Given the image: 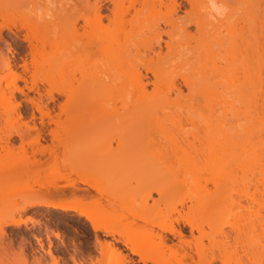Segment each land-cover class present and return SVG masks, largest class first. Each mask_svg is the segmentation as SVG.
<instances>
[{
	"label": "rangeland",
	"instance_id": "rangeland-1",
	"mask_svg": "<svg viewBox=\"0 0 264 264\" xmlns=\"http://www.w3.org/2000/svg\"><path fill=\"white\" fill-rule=\"evenodd\" d=\"M0 1L5 4V7L0 4L2 10L9 9L11 14L14 11L12 17L4 12V17L11 18V22L27 18L33 26L39 25V31L44 35L51 34L52 25H63L67 20L64 13L63 20L57 21L58 18L52 17V10L60 9V14L54 12L60 17L64 11L70 13L72 9L69 8L80 9L87 5L86 0ZM96 1L104 15L111 14L113 3L110 0H89V5ZM141 1L138 0L135 7H141ZM177 1L181 7L173 17L178 27L166 23L171 18L169 9L159 6L145 11L147 15L143 13V18L134 22L138 24L134 28L127 22L126 31L118 36L101 37L100 33V36L95 33L79 42L63 34L57 37V42L53 37L57 34H52L51 38L57 44L51 52L45 50L42 60L39 59L42 63L36 73L38 79L32 71L29 43L24 39L28 29H14L17 34L3 30V39H0L3 59L11 57L12 69L25 78L7 88L10 77H3L7 70L3 68L4 60L0 62V77H3L0 87L15 96L11 97L7 92V97L12 100L7 106L3 105L5 99H0V138L9 137V143L0 141V231L5 221L12 217L25 219L27 223L6 226L4 232H0V264H144L130 247L144 246L148 231L166 235L168 243L176 247L184 246L177 233L164 231L161 226L182 228L183 238L189 240L190 228L182 225V220L180 224L176 222L179 213L174 208L181 213L187 212L196 195H202L206 187L214 188L212 181L217 176L222 179L226 201L235 204L223 210L217 226L229 231L230 223H241L243 217L247 218L245 222L253 220L259 234L258 243L254 258L244 257V263L264 264V207L254 203L264 200V0H200L199 10H193L187 0ZM124 3L129 4L127 0ZM134 10L130 8L126 19L132 17ZM74 12L72 10L70 14ZM2 17L0 22L6 20ZM105 18L104 22L108 23ZM196 23L203 24L205 29L199 32ZM82 24L81 19L78 27L82 28ZM81 28L80 32H83ZM56 32H66V28L60 26ZM229 38L236 43L230 41L223 47L212 41ZM247 40H252V47H247ZM149 42L155 46L153 52L147 50L146 43ZM168 44L174 46V52ZM159 50L164 57L157 61L154 52ZM121 56L134 61L130 65L138 63L137 60L154 58V67L163 71L162 81H157L158 84L153 81L152 72L146 71L141 64H136L133 69L127 66L130 72L122 69L124 63L118 61L120 67L117 60L116 66H109L115 58L121 60ZM126 60L123 61L126 63ZM52 63L55 64L53 70L57 71L55 74L50 68ZM134 68L145 74V90L131 82ZM76 69L83 72L77 73ZM74 70L79 79L81 73L91 78L83 91L67 102L71 112L78 108L85 110L79 122H75V116L71 117L72 121H67L66 114L61 111L66 95L54 90L56 84L63 88L72 87L71 83L78 85L75 82L78 79L72 82L67 78L68 72ZM49 71L51 76L54 75V81L48 77ZM62 72L67 73L69 83L62 80ZM202 76L206 82L204 90ZM70 77L71 80L73 77ZM192 78L195 84L190 86L187 81ZM32 83L37 88H30ZM139 88L143 94L147 91L148 96L141 95ZM51 92L54 99L50 97ZM31 98L36 100L35 103L42 99L43 106L49 107L51 115L54 114L60 124L50 121L53 116H42ZM6 102L9 101L6 99ZM10 105L15 108H9ZM33 124L37 130L31 128ZM62 126L68 128L62 129ZM34 130L40 131L41 136ZM52 130L58 132V137L52 135ZM17 131L25 133L19 135ZM22 135L27 144L24 142L21 146L19 137ZM206 137H214V148L219 142L223 144L210 150ZM2 144L14 147L11 154L7 146L6 150L2 148ZM43 148L46 150L42 153ZM212 151L221 155L215 156L219 160L222 158V161L218 160L222 162L221 169L214 163L212 154L215 152ZM102 160L106 161L105 165ZM112 173L115 179L111 178ZM93 174L107 187L101 190L99 184V188L88 184ZM147 176L148 182L143 180ZM164 178L178 182V186L156 191ZM102 180L105 182L101 183ZM70 183L78 186L75 189L62 187ZM60 186L65 189L64 193L58 188ZM33 200L71 201L86 208L99 207L94 214L105 219L101 225L120 229L122 234L94 230L85 215L73 210L43 205L22 210ZM182 200H185V206H181ZM125 234L138 239L125 242ZM195 234L198 235L197 231ZM154 241L157 243L159 238L155 236ZM104 242L110 243L109 248L118 249L119 253L104 249ZM156 248L155 245L151 250L153 254ZM238 248L241 252L242 247L239 245ZM232 258L235 263L237 258ZM147 264L154 262L147 261Z\"/></svg>",
	"mask_w": 264,
	"mask_h": 264
},
{
	"label": "bare ground",
	"instance_id": "bare-ground-1",
	"mask_svg": "<svg viewBox=\"0 0 264 264\" xmlns=\"http://www.w3.org/2000/svg\"><path fill=\"white\" fill-rule=\"evenodd\" d=\"M110 1L113 3V8H111V14L107 15V16L102 13V10H101L102 7H101V5L98 4L99 1L98 2L96 1L97 2L96 4L93 3L94 5L93 4L89 5V0H86L87 5L84 6V8L83 7L80 8V9L79 8H75L76 10L74 8H69L70 10L72 9L75 12L70 14L72 10L70 11V13H68V12L66 13V11H64L60 15V17H56L57 15H55L56 13H54L56 11L57 14L58 13L60 14L62 12V11L61 12L59 11L60 9L59 10H52L51 13L54 11L52 17H55V19L58 18L57 21L59 20V18H60V20H63V19H61V17L63 18V14L64 13L67 14L66 15V19L67 20H65L63 25H59L58 23H57V25L56 24L52 25L53 30H55V33H54L53 30H51V34L50 35L49 34H45L44 35L42 32L39 31L40 30L39 25H38V27H39V29H38V27L33 26L32 22H30V23L27 22L28 21L27 18L24 19V20L20 19L21 21H17L19 23L15 22V21L11 22L12 21L11 18L8 19V18L4 17L5 16L4 12L7 13L6 16L12 17L14 11L12 10V14H11V11L9 9L6 10L4 8L3 9L4 11H3L1 9V7H0V17L3 16L4 17V18L2 17L3 20L6 18V20L0 22V39L2 38V33H3L4 29H6V30L8 29L10 31V33L13 32V33L17 34L16 33L17 31H14V29L19 30L20 28L21 29L22 28H27L29 32H28V34L25 35L24 39H26L28 41V43H29V47H30L29 48L30 49L29 53L31 54V57H32L31 58V60H32L31 63L34 65L33 66L34 69L32 71L36 74V73H38L40 71L39 67H40L42 61H40L39 59L41 58V60H42L43 53L44 52L46 53V51L51 52V50L54 49L53 47L57 44L56 41L58 42L57 37L59 38L63 34H64L63 36L68 37V35H69V37H72L76 41H79V42L82 41V38H85L87 36L88 37H90V36L92 37V35H94L95 33H96L95 35H98L100 33L101 37L103 35L107 36V34H108V36H109V34L114 35V36H118V35H120L121 32H125L126 31V28H124V26H125V24L127 22L130 23V25H131L130 27L131 28H134L133 27L134 25H138V24H135V23L140 18L141 19L143 18V17H141V16H143V13H144V16L147 15V13L145 14V11L154 10V9H156V7H159V6H165V7H167L169 9V15L171 16V18L167 19L166 23L170 27H173V28L179 26L178 23L175 22L174 17H173L174 14H176L178 9L181 7L180 3H178L177 0H142L141 1L142 4H140L141 7H138V8L135 7L136 6L135 4L138 2V0H127L129 2V4L127 6L125 5L124 0H110ZM187 1L190 4V6H191V8L193 10H199L200 9V6H201L200 0H187ZM139 3H140V1H139ZM0 4L3 5V2L0 1ZM130 8H133V9L135 8V10H134L135 12H134V14H132V17L130 19H126V15L128 13H130ZM69 9L66 8L65 10L68 11ZM8 13H10L11 15L10 14L8 15ZM64 17H65V15H64ZM105 17H107L108 23L104 22V20L106 19ZM251 18H252V16H251ZM253 18H254V16H253ZM81 19L83 20V24H82L83 25L82 26L83 32H80V28L81 27L80 28L78 27L79 20H81ZM8 20H10V21H8ZM157 20H159V19H157ZM65 23H66V25H65ZM60 26L61 27L63 26L64 28H66V32H63V33L62 32H56L59 29ZM196 27H197V30L199 32H202L205 29V26L203 24H201V23H196ZM131 28H130V30H131ZM183 30L186 32V27H183ZM127 32H128V30H127ZM166 33L169 34V32H166ZM52 34H57L56 36L55 35L53 36L54 39H56V41L54 40L55 42L53 41V38H51ZM100 34H99V36H100ZM190 37H194V36L190 35ZM254 38H255V36H254ZM214 40H215V42L218 43V46H223V47H226L227 44L230 43V41H231L230 38L229 39H225V40H223V39H218V40L217 39H213L212 41H214ZM212 41H209V45L210 46H212ZM247 41H248L247 47L248 48L252 47V45H253L252 40L251 41L247 40ZM257 41L258 40H256L255 42H257ZM231 42L233 44L236 43L235 40L231 41ZM151 43L149 42V44H151ZM149 44L146 43V46L148 45L147 48L149 47V49H147V50L148 51L151 50L153 52L155 50V46L153 45V43L151 45H149ZM157 44L160 45V42L157 41ZM47 46L49 47L48 49L46 48ZM159 47H161V46H159ZM168 48H170V50L172 52L175 51V48H174V46L172 44H168ZM234 48L235 47H233V49ZM199 49H200V47H199ZM160 50H159V52L157 51L158 53L156 51L154 52V53H156V57L155 58H156L157 61H159L160 58L164 57V55L162 54V52H160ZM2 56H3V53L1 54V52H0V62L2 60H4L3 59L4 56L3 57ZM150 57H149L150 59L153 58V56H150ZM121 58H122V56H121ZM122 59L119 60V58H117V59L115 58V61L113 60V62H111L112 64L109 63V66L112 67V65H114V64H115L114 66H116V60H117L118 64H119V62L120 63L122 62L121 64L124 63V65H122L123 67L120 66L121 64H119V66L122 67V69L123 68L124 69H129L127 66H130V67H132L130 69H133V67H135L136 64H139V65L141 64L142 67L145 66L144 68H146V71L152 72V75L154 76V79H155L153 81H155L156 83L158 81V83H159V81L162 79L161 76H162L163 71L160 68L154 67L156 65V61L153 60L154 58L152 60L147 59L148 63H147V60H145V59L143 60V59L140 58L141 59L140 61L142 63H140V61L137 60L136 62H138V63H134V65H132L133 63L131 65L129 64V63L134 62V61H131V60L129 61V60L123 59V60H126V63L128 62L127 65H126L125 61H123ZM2 62H3L4 70H7V72L3 75V77H10V79L8 80V84H7V88H10L9 85H11V84L15 85L17 83V81L19 79H22L23 77L19 73H17V71L12 69V58L11 57H7ZM152 62H153V64H152ZM151 64L153 66H151ZM0 65H2V64H0ZM139 65H137L136 67L138 68ZM24 66H25L26 69H28L27 68L28 67V63H27L26 60H24ZM125 67H127V68H125ZM50 68H51V70L55 69V64L52 63ZM137 68H134V70L132 71L133 76L131 75V77H130L131 79L130 78L129 79L131 80V82L135 83V85H138V86H136L137 88L140 87L141 89L145 90L146 83L143 80L144 79L143 76L145 74L142 75V72L139 70L140 67H139V69H137ZM130 69L128 70V72H130ZM76 70L78 71L77 73L83 72V71H80L81 69H79V70L76 69ZM76 70H74L73 72L71 71L72 73L68 72L67 78H69V81H72V80L75 81V80L78 79L77 81H75V82H78V85H76V83L74 84V83L70 82L73 85L72 86L73 88L68 85V87H66L67 88L66 89L65 87L63 88V86L61 87V86H58L56 84L55 87H54V90L59 92V93H63V94L66 95V98H67L66 102L61 104V107L63 105L65 107L63 106L61 111L64 113V115L66 114L65 116H67V119H68L67 121H69V119H70V121H72V118L75 116V117H77L75 119V122H77V121L79 122L84 117L85 110L83 108H78V109L74 110L73 112H71V110L69 109V106L67 105L68 104L67 102H68V100L72 101L73 98H75L80 92H82L83 88H84L83 86L85 84L90 83L91 82V78H90L89 75H86L85 73H81L80 79L77 78L76 75L74 74V73H76ZM135 70L137 71L136 73L134 72ZM53 71H54V74L57 72L56 70H53ZM33 72L30 73L31 76L34 74ZM49 73H50V71H49ZM62 73H63L64 77L61 74V76H62L61 78L64 81V79L65 80L67 79L66 78L67 73L66 74L64 72H62ZM36 75H37L36 76V78H37L39 75L38 74H36ZM50 76H51V73L49 74L48 77L51 78L50 80L54 81V79H53L54 75H52L53 77L52 76L50 77ZM70 76L73 77L71 80H70V78H71ZM146 76H148V75H146ZM146 76H145V78H146ZM3 77H0V82H1ZM32 77H33L34 80L36 79L35 75H33ZM201 78L203 79L202 80V84H203L202 88L204 90V87L206 86V82H204L205 81L204 76H202ZM44 79L46 81H50L49 79L48 80L46 78H44ZM67 80L64 81V82H68L69 83V81H67ZM184 80H186V79H184ZM42 81H43V79H42ZM53 83L54 82H52V85H53ZM148 83H150V82L148 81ZM151 83L153 84V82H151ZM187 83L190 86H193V84H195V80L192 78L189 81H187ZM157 84H155V85H157ZM32 85H33V83H32ZM32 85H31L30 88H33L34 86H36V84H34L33 86ZM66 85H67V83H66ZM157 86L155 88H157ZM36 88H37V86H36ZM140 88L138 89L139 91H141ZM38 91L39 90H37V92ZM7 92L8 91L6 89H3V88L0 87V99L1 100L5 99V100H3L4 101L3 105L5 104L4 106H7V104H11L10 101H12V100L7 97L8 95H10L11 97H15V96H12L13 92H12V94H10L8 92L9 93L8 95H7ZM141 92H140V94L142 95L143 92L142 93ZM146 94L148 96L147 91L145 92V94H143V96H145ZM50 97H51V99L55 98L54 95L52 94V92H51ZM6 99H7V101H9L8 103L6 102ZM31 99H32V102L35 103L36 100L33 99V98H31ZM39 99H37V101ZM14 100H16V99H14ZM40 100L42 101V99H40ZM38 102H36L35 104L33 103V104L36 106L37 110H41L40 113H41L42 116L45 117V115H46L47 117H51V116L54 115V114L51 115L52 112H50V109H48L49 107L47 108L46 106H43L42 102L41 103L39 102V104H41V105H39ZM15 103L17 104L18 102H15ZM214 104H216V103L214 102ZM12 105H10L8 107L12 108L13 107ZM66 106H68V108ZM207 106L210 107L209 104ZM43 107L46 109V111H45V109L43 110ZM13 108H15V107H13ZM42 111H43L44 115L42 114ZM9 112L10 111H8V113ZM11 112H12V110H11ZM44 112H46V113H44ZM13 113H14V111H13ZM18 114H19V112H18ZM10 115H11V113H10ZM69 116H70V118H68ZM13 117H15V116H13ZM18 119H20V117ZM51 119H53V120H51ZM51 119H50V121H53L56 125L60 124L59 121L54 118V116L51 117ZM20 122H21V120H20ZM21 124H23V123H21ZM21 124H20V126H21ZM64 124H66V123H64ZM70 125H72V123ZM67 126L69 128L71 127L69 125H67ZM67 126H65V127L68 128ZM65 127L62 126V129H64ZM31 128L36 129L37 128L36 124L35 125L33 124V127H31ZM62 129H61V131H62ZM36 130H34V132H37ZM38 130H40V129L38 128ZM29 131L30 130H28V132ZM17 132H19V131H17ZM24 133L25 132H23V133L19 132V135L20 134H24ZM38 133H41V132L39 131V132L36 133L37 135H40ZM28 134H30V132ZM17 135H18V133H17ZM52 135L54 137H58V132L56 130H52ZM6 136H8V135H6ZM218 136L223 137V135H218ZM24 137H27V136L25 135ZM215 137H217V135ZM7 138L9 140V137H5L6 141H4L5 140L4 138H2V139L0 138V141L2 140V142L7 143L8 142ZM19 138H21V140H22L21 141V146L24 144V142L27 144L26 140L23 142V140H24L23 135L21 137H19ZM59 138H61V137H59ZM206 138H207L206 143L209 146V147L208 146L207 147L210 150H212V149L216 150L215 148H219L223 144V142H219L217 144L218 147L216 146L214 148L213 147V146H215L213 144L215 142L214 139H213L214 137H211V138L210 137H206ZM217 139H218V137H217ZM59 141L62 143L63 139H61ZM35 142L39 143V140H36ZM217 142H218V140H217ZM209 143H210V145H209ZM3 145L4 144L1 145L3 149H5V147L7 146L6 149L9 150L8 152H10L11 149H12V151L14 150V147L8 146V144L6 146L4 145V147H3ZM134 145L137 146L138 144H134ZM10 147H12V148H10ZM23 147H25V146H23ZM24 149L27 151L26 148H24ZM43 150L45 151L46 148H43L41 150V152ZM212 152H215V151H212ZM10 154H11V152H10ZM216 154H218V153L215 152V153L212 154V159L214 158L213 159L214 163L215 164L218 163L220 165V166L218 165V167L221 169L222 168V166H221L222 162L219 163V161L222 158H220V160H219V158H217V157H220L221 155L218 154L219 156L217 155V157H215ZM216 160H217V162H216ZM102 161L104 162V165H105L106 161L105 160H102ZM216 167H217V165H216ZM218 167H217V169H218ZM220 169H218V171H220ZM110 175L112 176L111 178H114V179L116 178V177H114L115 175H113V173L110 174ZM147 178H149V177L148 176L146 178L144 177L143 180H146ZM98 179H99L98 176L93 174V179L87 181V183L90 184L91 186H94V187L96 186L97 188H99V186H100L99 189H101L102 187L106 188L107 186H104V184L103 185L100 184V180H98ZM164 179L162 181V184H160L159 186L157 185L158 187H157L156 191L161 192V190L163 188L174 189V188H176L178 186V184H177L178 182L174 183L173 180L171 181V180H169L167 178H164ZM149 180L150 179L146 180V182H148ZM96 181H98V182H96ZM103 182H105V180L101 181V183H103ZM212 182H213V186H214L213 189L214 190L213 189L211 190V188L208 189L206 187L205 191H204V193L202 195H200V194L196 195L191 200V204L188 206V211L187 212L181 213V211L177 210V208H174V210L179 213V217L176 219V222L178 224H180V222H181L180 220H182V222L184 223L182 225H187V227L190 228L189 232H190V237L191 238L189 240H186V238H183L184 237V233H183L184 229L179 228L178 230H176L175 227H172V226H169V227L165 226V225L161 226L164 231H169V232H171V233H173L175 235L177 233L179 235L180 239L182 240V242H184L183 243L184 246H182L180 244V247H176V246L168 243V238H167L166 235L153 234L151 231H148V232H146L147 233V240L144 243L145 244L144 246H140V247L131 246L130 247L131 251L133 253H136L140 257L141 261L144 264H147V261H153L154 264H220V263L221 264H245L244 263V257L248 258L249 260L254 258L255 248L257 247L258 236H259V234L256 232L257 231L256 223L253 220H251V219L249 221L245 222L244 220H247V218L243 217V219H242L243 221H241V223H236V222L235 223H230L231 229L229 231H226L223 227L217 226L218 224H216V223L218 222V219L220 218L223 210L225 208H227L228 206H235V204H233V203H231L229 201H226V199L224 197V186H223V182H222L221 177H218V176L214 177ZM97 184H99V186ZM61 186L58 187V188L61 189L62 192L64 193L65 189L61 188ZM70 186L75 189V187H77L78 185L76 186V183L75 184H71L70 183V184H67V185H63L62 187L70 188ZM254 203H256L257 206H259V207L260 206L264 207V200H262V201L261 200L260 201L259 200H257V201L255 200ZM76 204L77 203H73L71 201L62 202V201L33 200V201H30L29 203H27L26 205H24L22 207V210H25V209H27L28 207H31V206H39V205H43V206H47V207H58L61 210H73V211H77L80 215H85L87 217V220L89 221L90 225L93 227L94 230L102 229V230H104L105 233L117 232V233H121L122 234L120 229L116 230V228H115L114 230H112L111 227L101 225L102 220L104 221L105 219L103 217L100 218L99 216L94 214V212L97 211L96 208H99V207H96L95 209L94 208L92 209L91 207L90 208H88V207L86 208V206H79V205H76ZM180 204H181V206H185L186 205L185 204V200H182L180 202ZM239 206H242V205L239 203ZM222 217H223V215H222ZM251 218H252V216H251ZM22 223H27V220L16 218V217H12L11 219L5 221V223L1 227V231L0 232L3 233L4 232V228L6 226H9V225L17 226V225H20ZM163 223L165 224V221ZM196 231H197L198 235L195 234ZM123 236H124V241L125 242H129V243H131L132 241H135V240L138 239V238H135L131 234H125ZM155 236L157 238H159V241L157 243H155V241H154ZM182 238L185 239V240H183ZM231 240L233 241L232 243H231ZM205 241H208L209 243L206 244ZM107 243L108 242H106L103 245V247H104V249L106 248V250L108 251L110 243H108V244ZM155 245L157 246L156 253L153 254L151 250L155 247ZM239 245L242 247L241 248V252L239 251V248H238ZM255 245H256V247H255ZM112 248H109V249L112 251V250H114V248L113 249ZM114 251H115L114 253H116V254L119 253L118 249H115ZM48 253H49V251H48ZM233 256L235 258H237L235 263L232 260ZM55 263H57V262L55 261ZM79 264H83V263L81 262ZM120 264H124V263H120ZM252 264H254V263H252Z\"/></svg>",
	"mask_w": 264,
	"mask_h": 264
}]
</instances>
